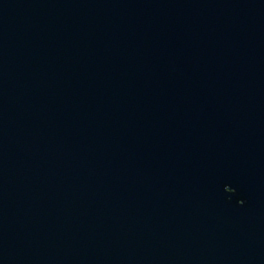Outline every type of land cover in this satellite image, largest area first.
<instances>
[{"label":"water","instance_id":"obj_1","mask_svg":"<svg viewBox=\"0 0 264 264\" xmlns=\"http://www.w3.org/2000/svg\"><path fill=\"white\" fill-rule=\"evenodd\" d=\"M0 264H264V0H0Z\"/></svg>","mask_w":264,"mask_h":264}]
</instances>
